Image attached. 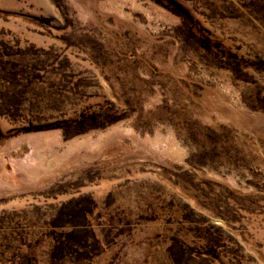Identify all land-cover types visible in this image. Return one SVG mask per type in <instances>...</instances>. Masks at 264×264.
<instances>
[{"label": "rangeland", "instance_id": "obj_1", "mask_svg": "<svg viewBox=\"0 0 264 264\" xmlns=\"http://www.w3.org/2000/svg\"><path fill=\"white\" fill-rule=\"evenodd\" d=\"M0 264H264V0H0Z\"/></svg>", "mask_w": 264, "mask_h": 264}]
</instances>
